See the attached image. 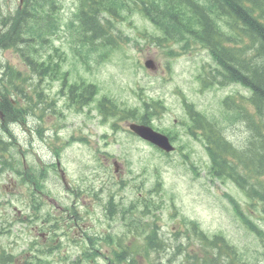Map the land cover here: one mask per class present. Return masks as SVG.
<instances>
[{
	"label": "rangeland",
	"instance_id": "obj_1",
	"mask_svg": "<svg viewBox=\"0 0 264 264\" xmlns=\"http://www.w3.org/2000/svg\"><path fill=\"white\" fill-rule=\"evenodd\" d=\"M9 3L8 5L12 8L16 5V0H9ZM60 3L62 5L60 20L64 26V22L72 16L74 0H60ZM1 8L2 5L0 4ZM116 29L120 30L121 35H129L134 41L126 43L122 40V49L111 54L107 61L92 64L90 72H86L81 63H77L75 57L70 54L68 36L62 31L55 45L60 46L61 50L66 53L67 61L62 64L61 70L71 71L70 81L76 79L74 77L75 74H80L98 86L99 96L108 95L130 106L138 103L139 95H142L143 98L151 97L162 100L168 112L162 119L155 121V125L161 128L171 127L172 121L182 115L181 96L179 93L185 95L187 99L196 104L198 109L203 110L210 116L219 114L221 109L220 101L224 97L228 94H235L236 88L233 85L200 92L196 76L203 67L213 62L210 56L203 50L193 49L189 52L192 54H185L177 59L167 57L165 50L150 43L149 39L143 36V32H154V29L142 16L135 14L126 21L119 23ZM41 42V40H32L30 43L32 47H38ZM147 57H152L158 66L156 73H150L144 69L143 61ZM5 59H8L11 63L16 62V66L20 67L21 62L18 58L16 59L14 53H0V61ZM168 60L171 62L170 71L167 70L166 65ZM249 112L251 113V111ZM3 122L5 135L11 138L12 141H18L19 149H25L29 151L28 153L35 154V157H26V161L29 164L34 166L55 161L54 159L57 156L55 155L53 140L48 139L45 134V138H41L36 132L34 123L27 117L20 116L13 124ZM52 123L59 133L60 129L57 127L56 122ZM22 124H27L30 132L20 127ZM124 126L125 124H122V127ZM120 131L124 132V129L121 128ZM51 132L52 129H49V135H51ZM103 132L109 134L107 129L99 128L94 138L97 134H102ZM122 132L115 137L117 139L116 142L109 141L112 143L106 148V151L114 157H120L125 160L124 162L130 163L131 169L135 174L132 186H138L139 178L141 177L147 195L148 190L154 189L153 185L157 179L162 184L161 191L158 194L153 193L151 196L155 202H162L163 209L157 212V207L149 199L144 198L136 202V204H141L140 207L143 211L148 214L163 213V217L193 218L200 221L203 226H209L211 230H221L216 237L222 238L228 246L229 241L223 234L229 235L234 241H239L237 243L240 246L248 244L254 248L253 244L250 245L249 238H242V233H245L248 229L246 221L244 219H239L237 222L233 220L234 215L227 199L224 197V193H230L236 199L243 201L239 190L235 189L229 182L222 184L219 181H210L206 173L207 158L201 143L192 139L183 140L185 142L183 152L188 156L187 159L179 154L164 157L149 145L130 140ZM228 135V139L232 143H235V141L241 143L245 140L247 132L243 125L238 124L230 129ZM3 148L6 150V144L3 145ZM89 148L91 152L73 145L64 150L63 154L60 151L58 152L60 164L62 168L64 167L67 174L66 178H68L67 180L73 188H76L75 185L81 184L86 189L85 181L91 180H94L95 187L98 186L96 177L102 173L100 171L102 162L100 158H97L96 161L95 155L92 153L94 148L90 146ZM3 151H0V153ZM190 164H193L195 168L192 169ZM0 184L3 185L0 186V190L3 194L1 201L4 203L10 197L8 195L11 189L10 180L2 177L0 178ZM45 184L46 190L51 192L52 197L59 199L61 202L64 201L65 192L57 178L49 177ZM12 199L13 197H11ZM47 209V212L52 214H60V211L58 212L54 208H52V211H49V208H44V211ZM100 216L101 214L96 217ZM129 222H132L133 225L137 224L131 216H129ZM170 226V223H168L169 228ZM98 230L100 229L98 228ZM163 230H167L166 225ZM96 231L94 229L90 232ZM223 231L225 232L223 233ZM0 232L4 234L0 237V243L2 242L3 245L12 242L19 245L22 242V236L30 238L29 227L18 225L17 223L14 225L2 223ZM212 235L213 232L208 237ZM2 238L4 239L2 240ZM22 247L19 245V248ZM33 248L32 255L36 254L35 256H39L37 253L38 248L36 246ZM212 249L217 255L223 254L221 250L215 249L214 246H212ZM230 256L231 254L228 255V257ZM171 261V264H189V259H184L177 254L171 256ZM202 264L216 263L212 260L207 263L203 261Z\"/></svg>",
	"mask_w": 264,
	"mask_h": 264
},
{
	"label": "trees",
	"instance_id": "obj_2",
	"mask_svg": "<svg viewBox=\"0 0 264 264\" xmlns=\"http://www.w3.org/2000/svg\"><path fill=\"white\" fill-rule=\"evenodd\" d=\"M78 1L80 8L74 12L78 29L71 28V34L82 47L89 45V50L99 54V57H107L112 47H115L114 49L120 47L110 29L113 21L123 19L126 13L128 15L141 13V16L149 20L159 32L158 36H149V38L157 46L167 48L169 56L178 55L179 52L173 49L175 45L180 46L181 53L189 51L194 45L210 51L221 67V72L217 71L214 74L204 70L199 76L201 86L211 88L214 84L227 86L229 83H239L248 91V96L241 95L239 98L242 106L240 103L236 105L235 98L230 96L222 103L227 110L232 109L234 114L248 122L254 129L256 136L254 139L257 142L248 144L243 150L233 147L222 134L221 125L230 118L226 111L220 122L205 118L206 129L209 131L207 150L216 164L215 170L218 175L232 176L244 186L243 189L245 182L254 180L253 184L257 187L245 190L244 193L251 203L255 200L259 201L261 205L258 209L262 206L261 213L264 216V183L261 181L264 177V135L261 132V129H264V0H104L103 2L84 0V3L83 0ZM52 3V0L29 2L25 0V5L17 10L19 11L17 22L11 36L13 44L16 45L19 39L22 40L20 42L22 46H26L29 40L46 41V36H52L57 32V23L52 20L53 23L49 24L51 15L48 14L50 19L46 18L47 14L42 18L39 17V13L44 14L49 6L52 8ZM213 5L220 7V10L215 9ZM32 15L33 20L38 17L39 21L31 23L29 18ZM25 52L27 55L22 54V56L29 63H33L39 56L36 47H25ZM11 83L9 81L8 85L11 86ZM6 89L4 87V90ZM0 97V110L9 119L15 114L11 111V103L1 91ZM148 107L147 105L144 114L135 113L134 109L129 108H123L121 111L115 109L114 112L118 114L117 116L133 117L140 122H149L150 111L155 115L163 110L160 103H156L151 109ZM185 107L188 112L190 111L191 116L195 118L202 116V113L195 111L191 104ZM226 155L231 157L229 162ZM235 210V213L252 229L246 214L238 206ZM215 238L213 246L215 249H220L217 245L218 238Z\"/></svg>",
	"mask_w": 264,
	"mask_h": 264
},
{
	"label": "flooded vegetation",
	"instance_id": "obj_3",
	"mask_svg": "<svg viewBox=\"0 0 264 264\" xmlns=\"http://www.w3.org/2000/svg\"><path fill=\"white\" fill-rule=\"evenodd\" d=\"M95 203V201H93ZM82 204H85L84 201H82ZM141 205V204H139ZM115 213H116V207L113 206ZM89 209H92V206H89ZM63 212L67 213L65 209H63ZM89 214L88 210H85L83 213L76 212L71 216L72 224H70L69 227H66L68 230H73L72 232H62V234L55 235L54 232H44V233H34L33 236L35 238L31 239V245L36 246L38 250L41 251L42 256L40 259L37 260V258H32V251L34 248H31L27 252V256L30 257L28 260V264H63L65 261H68V257L64 253L66 249L69 250V252L76 254L74 255V259L71 261L70 264H74L72 262H76L77 264V256H80L81 258L84 256L85 249L83 248L82 243L87 240V236L83 233H78L77 230H80V228L83 227L82 223L78 222V219L82 221L83 215H85V218ZM121 221L124 225L128 226L129 221H127V215L123 214L121 216ZM65 226V225H64ZM38 237V238H37ZM114 234L109 235V247L110 249H114L116 246L115 240L113 239ZM117 246L120 247V250L123 254V256H126V253L128 252V249L126 248V245L124 242L122 244L117 243ZM127 247L130 249V243L127 245ZM68 252V253H69ZM72 254V255H73ZM58 256L60 258H58ZM15 262V259L13 260ZM80 262V261H79Z\"/></svg>",
	"mask_w": 264,
	"mask_h": 264
},
{
	"label": "bare ground",
	"instance_id": "obj_4",
	"mask_svg": "<svg viewBox=\"0 0 264 264\" xmlns=\"http://www.w3.org/2000/svg\"><path fill=\"white\" fill-rule=\"evenodd\" d=\"M98 1H99V2H103L104 0H98ZM213 6H214L215 9L220 10V7H217L216 5H213ZM152 10L155 11V10L153 9V7H152ZM221 11H222V10H221ZM29 19H30V21H32L31 23H36V21H37V22L39 21L38 17H37L36 20H33V19H34L33 15H32ZM90 33H92V32H90ZM24 34H25V33H24ZM30 42H31V40H29V41L27 42L26 46H23V47H24V48H25V47H28V46H31V47H32V44H31ZM0 99H1V97H0ZM19 118H20V116H19L18 114L15 113V114H12L11 118H9V119H8L7 117H5V119H4L3 121H5L7 124H13V123H15V122L17 121V119H19ZM231 143H232V142H231ZM3 145H5V141L3 140V138H0V151L5 150V148H3ZM113 206H114V204H111V205H109V206L107 207V213H108L109 215H113V214H115V210H114ZM127 221H129V215H127ZM78 222L82 223V225H83V222H82L81 220L78 219ZM129 224H130V225H133L132 222H129ZM217 238H218V237H217ZM217 245L220 247L219 250H221V252H222L223 254H225V255H227V256L231 254L230 247L224 243V240H223L222 238H218ZM212 246H213V245H212ZM225 246H226V247H225ZM126 248L128 249V252L126 253V256H125L124 258H125L126 262H127L128 264H130V263L133 261V255H132V252L130 251V249H129L127 246H126ZM214 248H215V247H214ZM217 249H218V248H217ZM33 250H34V249H33ZM68 252H69L68 249H66V251H64V253L66 254L67 257H68L69 255H71V256L68 257V259H69L70 261H72V260L75 258L74 255H76V254H73V253H71V252L68 253ZM32 253H33V252H32ZM37 253H38L39 256H35L36 254H34V255H32L31 257L34 258V259L37 258V260L40 259L41 256H42V253H41L40 250H38ZM72 254H73V255H72ZM72 263L76 264V262H72ZM0 264H2L1 256H0Z\"/></svg>",
	"mask_w": 264,
	"mask_h": 264
},
{
	"label": "water",
	"instance_id": "obj_5",
	"mask_svg": "<svg viewBox=\"0 0 264 264\" xmlns=\"http://www.w3.org/2000/svg\"><path fill=\"white\" fill-rule=\"evenodd\" d=\"M145 65L148 67V68H151L153 69V65H152V62L151 61H147L145 63ZM133 128V127H132ZM141 137H143L144 139H147L148 141L158 145L159 147H161L162 149L166 150V151H169L171 148L169 147L168 143H167V140L152 132L149 128H146V127H135L133 128Z\"/></svg>",
	"mask_w": 264,
	"mask_h": 264
}]
</instances>
